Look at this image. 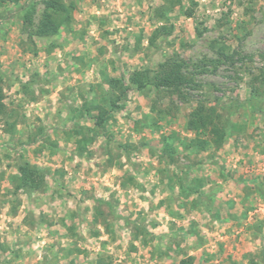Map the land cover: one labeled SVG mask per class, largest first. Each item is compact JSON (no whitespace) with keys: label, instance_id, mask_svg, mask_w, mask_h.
<instances>
[{"label":"rangeland","instance_id":"1","mask_svg":"<svg viewBox=\"0 0 264 264\" xmlns=\"http://www.w3.org/2000/svg\"><path fill=\"white\" fill-rule=\"evenodd\" d=\"M43 1L0 7L1 85L16 123L13 136L0 125V263L264 264V0H63L75 2L72 25L31 38L23 15L34 4L37 24ZM161 26L172 32L151 45ZM170 59L188 63L197 87L130 89L104 129L79 112L108 106L106 77L127 82ZM198 106L221 115L220 149L179 142L194 138ZM83 135L93 141L81 155ZM25 161L50 172L44 190L16 188Z\"/></svg>","mask_w":264,"mask_h":264},{"label":"trees","instance_id":"2","mask_svg":"<svg viewBox=\"0 0 264 264\" xmlns=\"http://www.w3.org/2000/svg\"><path fill=\"white\" fill-rule=\"evenodd\" d=\"M21 0H0V7L6 2L17 4ZM44 12L39 19L38 23H35L34 15L36 6L34 4L27 7L23 15V23L27 30H31L30 37L37 38H50L58 36L62 29L69 28L73 22V12L75 10V2L66 3L63 0H44ZM189 17L191 15L189 14ZM172 32L171 29L166 26L157 28L150 38V44L153 45L160 36H168ZM201 35V33H199ZM141 41V39H139ZM220 55L226 57V54L221 52ZM188 63L183 60L170 59L159 66L157 71L136 70L134 71L128 81L119 78L106 77L105 81L109 87V95L106 98V104H99V102H91L89 106L84 107L82 114L88 113L95 121V125L99 129H104L106 123L111 117L109 114L111 111L120 110V102L128 94L130 89L135 88L138 91H143L148 87H153L157 91H163L172 94H181L186 89H194L197 87L195 78L188 73ZM261 82H264V76L262 75ZM2 79L0 72V125L5 122L8 128L6 133L14 135L16 131V123H12V113L9 112L8 107L5 104L4 90L2 88ZM254 93L257 91V87L253 88ZM248 104L253 110H256V105L253 100H249ZM155 110V107L153 108ZM92 111H97V116H91ZM157 116L159 119L165 117V112L158 111ZM186 131L194 135V138L190 140L179 139L185 149L199 148L200 151H204L209 147H215L220 149L226 138L227 132L221 115L215 108H208L206 106H198L194 109L188 118L186 125ZM77 134L82 132L78 131ZM164 141L166 138L163 139ZM93 141V138L88 136H82L77 140V151L82 155L86 149V146ZM178 141V139H177ZM163 151L168 155L170 159L175 157V149L173 145L165 144ZM49 171H44L36 165L29 162H23L18 167V176L15 179V186L18 190L24 193H34L44 190L46 185V177L49 175ZM200 182L197 181L190 190L192 194L199 192ZM189 190V191H190ZM97 203L105 204L108 208L112 209V205L97 199ZM0 248L5 251L3 245L0 243ZM193 258L183 260L181 264H193ZM1 264V263H0ZM99 264H104L99 262ZM252 264H255L252 262Z\"/></svg>","mask_w":264,"mask_h":264}]
</instances>
